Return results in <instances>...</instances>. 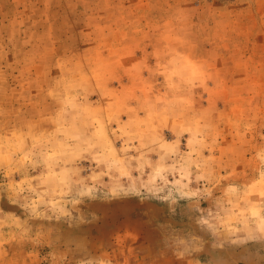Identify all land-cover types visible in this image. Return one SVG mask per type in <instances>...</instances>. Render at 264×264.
Masks as SVG:
<instances>
[{
	"label": "rangeland",
	"instance_id": "374dc122",
	"mask_svg": "<svg viewBox=\"0 0 264 264\" xmlns=\"http://www.w3.org/2000/svg\"><path fill=\"white\" fill-rule=\"evenodd\" d=\"M261 230L264 0H0V264H264Z\"/></svg>",
	"mask_w": 264,
	"mask_h": 264
},
{
	"label": "clouds",
	"instance_id": "9594fccd",
	"mask_svg": "<svg viewBox=\"0 0 264 264\" xmlns=\"http://www.w3.org/2000/svg\"><path fill=\"white\" fill-rule=\"evenodd\" d=\"M177 146H178V141H177ZM131 192H134L136 195H137V198H139V196L141 195V193L138 191V189H131L130 190ZM147 191L149 193H151L152 195H156L155 192L152 191L151 188H148ZM160 191H163V190H160ZM159 199L161 201H168L169 200V194L167 192H164L163 195H160L159 196ZM141 204H144V201H139ZM168 214L171 216V215H175V211H174V207H169L168 208ZM198 223L200 225H207L208 224V221L207 220H200L198 221ZM76 225H75V221H73L72 224H70L68 227L70 229L74 228ZM262 231V234H264V230H261ZM25 237V233L23 231L19 232L17 234L16 237H12L13 239H24ZM256 237L255 236H251V235H246L244 237H237L236 239H233L231 242L233 244H236V243H245L247 241H250V240H255ZM2 242V241H0ZM161 242L164 244L165 247H172L173 248V254L178 258V259H183L185 254L188 252L189 248L191 247V241H188V240H185V239H173V238H169V239H165L163 237V235L161 236ZM222 246V245H220Z\"/></svg>",
	"mask_w": 264,
	"mask_h": 264
}]
</instances>
